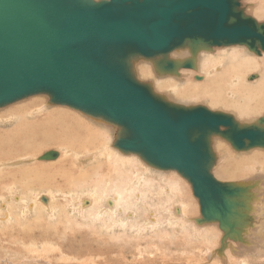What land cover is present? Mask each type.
<instances>
[{
    "label": "water",
    "instance_id": "1",
    "mask_svg": "<svg viewBox=\"0 0 264 264\" xmlns=\"http://www.w3.org/2000/svg\"><path fill=\"white\" fill-rule=\"evenodd\" d=\"M240 6V0H0V107L48 93L56 104L117 123L124 130L119 148L178 170L199 198L201 221L232 229L239 204L233 198L244 188L213 175L209 136H229L237 149L245 138L264 147V131L238 127L231 115L204 105L166 101L134 76L131 60L167 56L187 40L251 49L259 43L264 50V23ZM161 63L175 68L169 58Z\"/></svg>",
    "mask_w": 264,
    "mask_h": 264
},
{
    "label": "rangeland",
    "instance_id": "2",
    "mask_svg": "<svg viewBox=\"0 0 264 264\" xmlns=\"http://www.w3.org/2000/svg\"><path fill=\"white\" fill-rule=\"evenodd\" d=\"M249 1L250 0H240V8L246 11L257 21H262L261 23H264V12L262 13L263 15H260L258 17V15H256L249 9L251 6V2ZM262 2H264V0H253V7H257L258 5L259 9L264 11V3ZM228 47H234L237 49L243 48V50L244 48H248V51L253 56H256L260 59L264 58V52L258 54L255 51L253 52V50L249 49V47H247L246 45L244 46L243 44H234L226 46H210L208 47V49L201 47L196 50L197 52L193 51V56L189 58L185 57V60L177 62L173 55L178 50L186 48V46H181L174 49L167 55L169 59L175 60L177 62V69L167 70L162 67L160 68V71L167 75L160 74L159 69L155 66V58L152 59L138 56L131 60V66L134 75L139 81L149 84L157 95L163 97L167 101H172L178 103V105L188 107L204 105L210 110L212 109V111L217 110L220 112H230V114H233L238 120H240L239 122H241L242 125L249 126L252 123L254 124L258 118L264 116V111L260 114H257V116H255V118L251 120L244 119L240 115H237L238 112L234 108H225L221 106H217L218 109L212 108V106L208 104L207 99L206 102H184L181 100L176 101L173 96L172 87L170 88L172 93L169 90L162 91L160 88H158L156 84L157 82L152 79H160V81L158 82H161V79H163L165 76L168 77V75H170L171 79H169V76V78L163 79V82H171L173 84L176 83L174 84V87L177 90L183 88L184 92L186 88L192 86L197 82L203 83V81H207L213 78V76H211L210 74H207V77H205L203 75V70L196 69L197 64H195L196 67H186L185 64H187L188 62H191L193 64L195 61V56L207 52V50H210V52H212L213 54H217V52L225 50ZM151 66L153 67V71H151L153 73V77H151L152 75H150L149 73ZM176 71L178 72V74ZM254 73H258L259 77L249 79V76ZM198 75H201L202 79H197ZM240 78L241 84L236 85L235 88L242 89L245 93H249L251 97H249V95L242 94V92L232 93L233 95H231L233 97H231L234 98L233 100L241 106H247L256 109L257 107L255 106H258V103H256L254 100V97L256 95L261 94V101L264 102V64L263 68L261 67L253 69L250 72H247L244 77ZM164 80L167 81L165 82ZM176 81H178V84ZM259 81L262 84H258L260 83ZM208 83L210 85L211 81ZM253 84L256 85H254L251 90H246L248 86ZM228 85L230 86L232 84ZM48 95L49 94L40 93L28 96L4 107H0V113L5 110L12 111L15 108L27 105L32 101L35 102L38 99H42L45 101L47 100L49 101V104H51L50 107L46 111L42 112L43 114L41 113L36 117H29L31 121H35V119L37 118H44L52 110H65L82 116V118H86L88 125H90V123L92 122L91 120L99 119L97 121L100 122L99 126L102 128L100 130L102 131L101 133L105 134V137L101 136V138L98 139L96 143L92 142V148L98 146L99 144H104V142L106 141L112 143L116 137L115 134L119 137L120 127L116 124H112L113 122L110 123V121H108V123H105L107 122L105 121V119L97 117H95L96 119L94 117L92 118V116L90 115H85L88 113L73 109L70 105H60L52 102L50 103V95ZM191 99L192 98L190 97L188 100L190 101ZM18 120H21V118L17 114L0 117V128L4 129L3 127H12L18 122ZM257 122L256 124H259V122ZM213 136L214 138H218L227 143V149H225L226 152L228 149L231 150V154L237 152L236 157H241L243 154H250L252 152L260 153L263 155L259 158V160L257 159L256 162L253 161L252 163H250V168H245L247 170L246 174H244L245 176H240L237 178H225L223 176L221 177L217 173V170L222 164L223 157L213 146V151L216 155V162L212 169L213 175L218 178L220 176L219 179L223 181L231 180V182H235L236 184H249L250 186L248 192L251 194L253 193V195L251 197L252 199H250L251 194L248 193L249 195H247L248 198L246 197V199L248 202L249 200L250 202L252 201L251 205H255L254 207L256 208L254 209V211L259 213L253 212L252 214L251 211H249L250 209H247L248 207L243 209H241L240 207L239 209L245 210V213L247 212L248 214L249 212L251 215H253L252 217L254 218V221L255 219L259 220V217L257 216L261 214L260 212H263L262 214H264V210H262L264 209V147H251V149L246 148L237 150L234 146H232L231 142H229L220 134H214ZM47 137L48 134L46 130L42 133L41 136L26 138L23 142L24 145L34 146L40 144V146L37 145L32 147V151H29V149H25V151L19 154H15L12 158V161L20 160L29 156H33L32 158H38L42 153L51 149L60 152V159H58L59 157L56 158L58 160L53 159L48 161L35 159V161L28 160L29 162L27 161L26 163H19L18 165H12L6 162L0 169V264H264V255H260V253L264 252V248L259 247L258 244L252 246V244L257 242V240H253V237H256L253 233H250L251 238L249 239L250 241L247 242L245 241L246 239L243 240L244 235H241V240L238 238H228V240L226 239L227 242H225V238L222 237L223 232L217 222L200 221L203 216L201 215L199 201L193 194L191 183L185 177L180 175V173H178L176 170L160 171L162 173L156 171H145L144 164L147 163L140 158V155L135 153H133L135 159L132 160L131 163H127L124 157H122L123 162H121L116 155V163H113V161H110L109 159L110 154L108 152L106 156L101 157L100 159L88 160V158L84 156L85 149L78 150L75 153V150H72L71 147H69L74 141V137L63 136L65 138H59L58 142L52 144H49L47 142ZM67 148L71 149L72 153L70 155H62V153L64 154V149ZM79 155L85 158H79L78 161L77 158ZM64 158L73 159V163L74 165H76V171H74V173L72 172V174L75 176L82 172H88V169L91 168V166L97 165L99 162L106 163L104 164L106 169L105 171L98 169V172H96V170H93L92 173L96 175V177H94L96 183L95 181L92 182L88 180V182L83 185V182L79 183L80 181L78 180L73 185H68V183H65V181L60 180L59 182H57L53 180V182L45 177L41 182L35 181L34 183L32 182V184L30 182L26 183L25 181H23L17 174V172L22 168L37 166L41 164L45 166L54 165ZM87 160L88 162L86 163ZM7 163L9 166L7 165ZM5 164L7 166H5ZM131 168L135 169L133 174L130 175L131 177L135 178L137 173H141L144 171L145 175L148 174L146 176V180H148V178L150 179L148 183L139 186V189L145 192V197L136 201L134 197L135 194L131 196L129 192L125 193V196H128V200L131 199L130 201H128V203L130 204L129 206L134 212L133 213L132 211H129L131 213L129 214V217H127V213L123 211L120 213H106L98 216V211L105 206H108L105 199L106 197H111L113 195V190L111 188L115 184H119L120 179L118 178V174L122 172H128ZM52 171L53 169L51 168L46 172H43L49 174ZM68 171L69 173H71L70 170H67V172ZM170 172H172L176 176ZM126 174L128 175V173ZM173 176L176 178H173ZM107 179H109V182ZM7 180L9 181L8 183ZM97 182L100 183L97 184ZM176 184H179L180 192L178 193L177 191L172 192L171 188V186H175ZM165 187L170 189L168 190L169 193L165 191ZM1 188L3 189L1 190ZM94 188H96L95 193L92 190ZM58 189L63 190L61 192L68 193L66 195H68L70 199L63 196L65 193L62 195V193L55 191ZM49 190H54L53 192L57 195V200H54L53 203L51 202V206H54L53 208L56 209H53L54 211L50 212L44 211L45 209L40 208L46 207L47 209V205L49 203L45 204L41 201V199H39L40 195L49 193ZM89 195L93 196L95 199V203L93 205H91L92 202H90L91 200L89 198ZM81 197L82 200H90L88 203H84L83 201L82 204L85 208H83L80 204H75ZM257 198L263 204L258 203ZM33 202H35V205L33 207H29L28 205ZM133 202L134 206H131ZM182 202L184 203V205L182 204ZM179 204L184 206V209L186 208V219L184 216H181L182 213L179 214L178 210H175V207L177 208V206H180ZM6 207L10 212L11 217L10 219H4L5 221H3L2 219L5 218V215L4 217L1 215L5 212L4 210ZM246 217L248 218L247 215ZM188 218L197 219L190 223H186L185 220H187ZM198 219L199 221H197ZM155 221L156 223H154ZM254 221L252 219V221L250 220V223ZM254 223L255 225L253 227L257 225L256 222ZM35 224H52V227H55L57 225L53 231H56L57 229L58 231L60 230V232H58V238H29L25 240L9 238L8 233H13L15 229H28L29 225L33 226ZM140 227H143V229H141ZM37 233H39V231H37ZM16 235H18V233ZM247 243H250L251 245ZM255 251L258 254L255 253Z\"/></svg>",
    "mask_w": 264,
    "mask_h": 264
},
{
    "label": "bare ground",
    "instance_id": "3",
    "mask_svg": "<svg viewBox=\"0 0 264 264\" xmlns=\"http://www.w3.org/2000/svg\"><path fill=\"white\" fill-rule=\"evenodd\" d=\"M249 2H251V6H250L249 9L253 13L258 15V17L260 15H263L262 13L264 11L260 10L258 5H257V7L256 6L253 7V5H254V4H252L253 0H250ZM262 3H264V2H262ZM244 12H245V15L250 16L246 11H244ZM257 22L260 24L262 21L261 22L257 21ZM197 44H199V45L198 46L197 45L194 46V45H192L191 41H188V40L185 41V43L182 46L183 47L186 46V48L178 50L173 55L174 58L176 59V61L180 62L182 60H185L184 59L185 57L189 58V57L193 56V54H192L193 51L195 52L197 49H199L201 47H204L206 49H208V47H210L209 45H206V44H203V43H200V42H198ZM223 45L226 46L225 44H223ZM223 45H220V46H223ZM230 45H234V44H230ZM245 45L246 44H244V46ZM216 46H219V45H216ZM246 46L249 47L248 45H246ZM249 49H251V48L249 47ZM251 50H253V52L254 51L257 52L258 54H261V53L264 52V50L261 48L259 43H257L255 45V47L253 49H251ZM135 57H138V56H135ZM135 57H133V58H135ZM163 58H168V56L160 55L158 57H155V59H154L155 60L154 61L155 62V66L159 69V71H160V68L162 67L161 60ZM197 59H198V62H197ZM176 61H175V68L174 69H177V67H178ZM195 64H197V67L195 66ZM263 64H264V58L260 59V58H257L256 56H253L248 51V48L247 49L244 48V50H243V48L242 49H237V48H234V47H228L225 50L217 52V54H215V53L213 54L212 52H210V50H207V52H204L202 54H198V55L195 56V61L192 64L191 67L195 66L196 69L203 70L204 71L203 75L205 77H207V74H210L211 76H213L212 79L207 80L208 82L211 81L210 85H209V83L207 81H203V83L197 82V83L193 84L192 86L186 88V90L183 92V88L180 89V90H177L174 87L175 86L174 84H176V83L173 84L171 82H168V83H164L163 82V79L169 78L170 75H168V77L165 76L163 79H161L162 80L161 82H158V81H160V79H156V78H152V79L157 82L156 84H157L158 88H160L162 91L169 90L171 92L170 88L172 87L173 96L176 99V101L177 100H181V101H184V102L185 101L186 102H197V101H205L206 102V99H207L208 100V104L211 105L212 108L218 109L217 106H221V107H225V108H234L238 112L237 115H240L244 119L253 120L255 118V116H257V114H260V113H262L264 111V109H263L264 108V102L261 101V99H262L261 94L260 95H256L254 97L255 102L258 103V106H255V107H257L255 109V108H251V107H247V106H241L240 104L235 102L233 100L234 98H232L233 97L232 93L242 92V94L249 95V97H251L249 93H245L242 89L235 88V86L241 84V78L240 77H244V75L247 72H250L253 69H257V68H261V67L263 68ZM151 67H150L149 73H150V75H152L151 77H153V73L151 72V71H153V67H152V69H151ZM131 70H132V66H131ZM132 72H133V70H132ZM160 74L161 75H167V74H164L161 71H160ZM177 74H178V72H177ZM175 77H176V75H175ZM256 77H259L258 73H254V74L250 75L249 79H254ZM169 79H171V76H170ZM197 79H202V76L198 75ZM164 81L166 82L167 80H164ZM176 82L178 84V81H176ZM228 84H232V85L229 86ZM258 84H262V83L260 82ZM179 85H181V84H179ZM254 85H256V84L248 86L246 88V90H251L254 87ZM208 86H209V88H208ZM207 90H208V92H207ZM202 91H206V92H202ZM37 94H40V93H37ZM46 94H48V93H46ZM190 97L192 99L189 101L188 99ZM49 98H50V103H51L52 102L51 97L49 96ZM52 103H54V102H52ZM171 103L178 104V103H175V102H172V101H171ZM50 105L51 104H49V101L38 99L35 102L32 101L29 104L20 106L18 108H15L12 111L5 110V111L0 113V117H6V116L11 115V114H17L21 118V120H18V122L15 125H13L12 127H3L4 129L0 128V169L3 166V164L6 163V162H8L9 164H12V165H14V164L18 165L19 163H24V162L26 163L28 160H30V161L34 160L35 161V159H39V160H44V161L47 160L48 161V160H53V159H56L57 157H59L60 152H58L57 150H52L51 149V150H48V151L42 153L38 158H32L33 156H29V157H26V158H22L20 160L12 161V158H13V156L15 154H19V153L25 151V149H29V151L30 150L32 151V147L37 146V145L40 146V144H37V145H34V146L24 145L23 142H24V140L26 138L34 137V136H41L42 133L44 131H46V130H47V134H48L47 142L49 144L58 142L59 138H65L63 136L74 137L75 139H74V141L72 142V144L69 147H71L72 150H75V153L78 150H84L85 149L84 150L85 155L84 154L83 155L85 157H87L88 160L100 159L101 157L106 156V154H108V153L110 154L109 155V159H110V161H113V163H116V160H117L115 155L118 157V159L121 162H123L122 157L125 158L127 163L128 162L131 163V161L135 159L134 158L135 156L133 154L135 152L123 151L121 148L118 147L117 141L122 137V134H123L124 130L117 123L113 122L112 124H116V125H118L120 127L119 128L120 129L119 137L115 134L116 137H115V139L113 140L112 143H109V142L106 141V142H104V144H99L98 146L92 148L91 147V143L92 142L96 143L97 140L101 138V136L105 137V134L101 133L102 131L100 129H102V128L99 126L100 122L97 121L99 119L91 120L92 122L90 123V125H88L87 124L88 122H87L86 118H82V116H79L77 114H74L72 112L65 111V110H52L44 118H37V119H35V121H31V119H29V117H36L39 114H41L42 112L46 111L50 107ZM60 105H63V104H60ZM196 106H198V105H196ZM186 107H188V106H186ZM72 108L76 109V110H80V109H77L75 107H72ZM80 111H82V110H80ZM252 111H253V113H252ZM82 112H81V114H82ZM216 112H220V111L216 110ZM224 113H227V112H224ZM227 114L231 115V117L233 118L236 126H238V127L239 126L240 127H247L245 125H242L241 122H239L240 120H238L233 114H230V112L227 113ZM85 115H90V116H92V118L93 117L94 118L97 117V118L105 119L103 117L91 115L89 113L85 114ZM105 121H107L105 123H108L107 119H105ZM257 121L259 122V124H256ZM257 121L254 124L252 123L249 126H253L254 125V126L258 127L260 131H264V116L258 118ZM237 122L239 123V125H238ZM110 123H111V121H110ZM225 129L226 128L224 126L221 127V130H225ZM107 132H106V134H107ZM214 134H220L221 136H223L224 138H226L230 142L229 136L223 135L221 133H214ZM214 134L209 136V143H210V146H211V151H212L213 155L215 156L214 164L216 162V155H215V152L213 151V146L221 154V156L223 157L222 164L219 167V169L217 170V173L221 177L223 176L225 178H237V177H240V176H245L244 174H246V172H247V170L245 168L246 167L250 168V163H252L253 161L256 162L257 159L259 160V158L261 156H263L260 153L252 152L250 154H243L241 157H236V155H237L236 153L237 152H234V154H231L230 153L231 150H229V149L226 152L225 149H227V143H225L224 141H222V140H220L218 138H214V136H213ZM50 135H53V136H50ZM59 136H62V137H59ZM111 138H109V139H111ZM101 141H104V140H101ZM245 142H246L245 143V147L241 148L239 150L246 149V148L251 149V147L252 148L253 147H263V145L249 146V143H248L249 139H247V138H245ZM231 144H232V146H234L233 143H231ZM235 148L237 149V147H235ZM71 149H69V148L64 149V154L62 153V155H70L72 153ZM49 151H55L56 155H53L52 157H49V158H43L44 154L49 152ZM135 154L140 155L141 156L140 158L143 159V161H145L147 163V164H144L145 171H148V172H155L156 171V172L162 173L160 171H163V170H166V171L167 170H175V169H162V168L150 163L149 161H147L143 155H141L139 153H135ZM28 155H29V152H28ZM82 157L83 156L79 155L78 158H77L78 161H79V158H82ZM85 157H83V158H85ZM58 159H60V157ZM58 159H56V160H58ZM88 160L86 161V163L88 162ZM8 163H7V165H8ZM71 163H73V159L64 158L63 160L57 162L54 165H48L50 167L41 164V165H37V166H31V167L22 168L21 170H19L17 172V174L26 183L27 182H30V183L33 182L34 183L35 181L41 182L42 180H44L43 178L45 177V178H48V180H50V181H53V180H55L57 182H59L60 180L65 181V183H68V185H73L78 180V181H80L79 183L83 182L82 183V185H83L86 182H88V180H90L92 182L95 181L94 177H96V175H94V173H92L93 170H96V172H98L97 171L98 169L99 170H103V171H105V169H106V167L104 166V164H106V163L99 162L97 165L91 166V168L88 169V172H82V173H80V174L75 176V175L72 174V172L74 173V171H76V165H74V163L73 164H71ZM7 165L5 164V166H7ZM213 166H212L211 169H213ZM51 168L53 169V171L50 172L49 174L43 172V171L46 172L47 170H49ZM251 169H252V167H251ZM67 170H70L71 173H69V171L67 172ZM134 170L135 169L131 168L128 172H125V173L122 172V173L118 174V178L120 179L119 184H115L111 188L113 190V195L111 197H106V199H105L106 203L108 204V206H105L104 208L100 209L98 211V216L106 214V213H120V212L123 211V212H126L127 215H128L127 217H129V214H131L129 211H132V208H130V206H129L130 204L128 203V201H130L131 199L128 200V196L126 197L125 193L129 192V194H131V196L133 194H135L134 197H135L136 201H138V200H140V199L145 197V192L141 191L139 189V186H141L143 184L145 185L146 183H148V181L150 180L149 178H148V180H146L147 179L146 176L148 174L145 175V171H144V172H141V173H137L135 178H134V177L130 176L131 174H133ZM176 171L178 173H180L178 170H176ZM172 172H170V173H172ZM126 173H128V175ZM2 174H4V173H2ZM173 175H175V174H173ZM180 175L185 177L182 173H180ZM220 176H219V178H220ZM173 178H176V177L173 176ZM185 178L191 183V181L187 177H185ZM216 178L219 181H221V182H228L230 184H234L235 183V182L234 183L231 182V180H224L223 181V180L219 179L218 177H216ZM107 180L109 182V179H107ZM170 181H172V180H170ZM8 182L9 181L7 180V183ZM173 182H175V181H173ZM1 183H4V182H1ZM95 183H96V181H95ZM99 183L100 182H97V184H99ZM168 184H170V183H168ZM126 185H128V186H126ZM237 185L243 187L244 190L239 195H236L233 198L234 201H237L239 203L233 209V215H232V218H231V223L233 225V228L230 229L229 227H221V224L219 223V221H215V222H217L219 227L221 228V230L223 232V236L222 237L225 238V242H227L226 239L228 240V238H230V239H233V238L240 239L241 235H244L243 240L246 239L245 241L247 242V241H250L249 240L251 238L250 237L251 236L250 233H253L256 236V237H253L254 238L253 240H257V242L252 244V246L255 245V244H258L259 247L264 248V214H262L263 212H260L261 214L257 216V217H259V220L255 219V221H254V218L252 217L253 215H251L249 212L247 214V212L245 213V210H240L239 209L240 207H241V209L248 207L247 209L248 210L250 209L249 211H251L252 214H253V212L254 213L256 212V211H254V209H256L254 207L255 205L254 204H253L254 206L251 205L252 201L250 202V200H249V202H250L249 203L247 201V199H246L247 195L251 194V193L248 192V189H249L250 185L249 184L248 185L244 184L245 185L244 186L243 183H240V184L237 183ZM191 187H192V191H193L192 183H191ZM171 188H172V192H175V191H177V193L180 192L179 191V184H176L175 186H171ZM2 189L3 188H1V190ZM92 190H93L94 193L96 192V188H94ZM168 190H170V189L165 187V191H167V193H169ZM53 191L54 190H49V193L40 195L39 199H41V201L43 203H45V204L49 203L47 205V207H48L47 209H49V210H47L46 207H40L39 206L41 209L42 208L45 209L44 211L50 212V211H54L53 209H56V208H53L54 206H51V202L53 203L54 200L55 201L57 200V198H56L57 195ZM55 191L62 193V195L65 193L63 196H65V197L70 199V197H68V195H66L68 193L61 192L63 190L58 189V190H55ZM193 194H194V191H193ZM252 195H253V193L250 195V199H252L251 198ZM195 197H197V196L195 195ZM89 198H90L91 201L89 199H83L82 200V197H81V198H79L78 202H76L75 204L76 205L80 204V205H82L83 208H85L83 206V204H82L83 201H84V203H88L90 201V202H92L91 205H93L95 203L94 197L89 195ZM197 199L199 201L198 197H197ZM257 201H258V203H261V201H259L258 198H257ZM1 202H3V201H1ZM183 202H182V204L184 205ZM261 204H263V203H261ZM34 205H35V202L29 204L28 206L29 207H33ZM199 205H200V201H199ZM131 206H134V202H133V204ZM249 207H252V208H249ZM185 209H184V206H182V205L177 206V208L175 207V210H178L179 214L182 213L181 216H184V217H185V214H186L185 213ZM31 210H32V208H31ZM262 210H264V209H262ZM4 211L5 212L4 213L2 212L3 214L1 215L3 217L5 215V218H3V219L1 218L3 221L8 220L11 217L10 216V212L8 211L7 207L5 208ZM200 211H201V205H200ZM11 213H12V211H11ZM256 213H259V212H256ZM201 215H202V211H201ZM246 215L248 216V218L246 217ZM182 219H183V217H182ZM185 219H186V217H185ZM195 219H197V218H195ZM195 219L194 218L193 219L192 218H188L187 220H185V222L186 223H190V222L194 221ZM252 219H253L254 222L257 223V225L255 227H253L255 225L254 222L250 223V220L252 221ZM156 220H157V218H156ZM197 221H199V219ZM200 221H201V219H200ZM211 222H213V221H211ZM154 223H156V221ZM196 223H198V222H196ZM51 225L52 224H49V225H36L35 224L33 226L29 225L28 229H24V228L22 230L15 229V231L13 233H8V235H9V238L23 239V240L29 239V238H38V239L45 238L46 239L47 237L56 239V238H58V232H60V230L58 231V229H57L56 231H53L54 228H56L57 225L55 227H52ZM141 229H143V227ZM37 231H39V233H37ZM17 233H18V235H16ZM253 242H255V241H253ZM247 244H250V243H247ZM255 253H257V252L255 251ZM261 254L264 255V252L260 253V255ZM253 257H254V255H253Z\"/></svg>",
    "mask_w": 264,
    "mask_h": 264
},
{
    "label": "flooded vegetation",
    "instance_id": "4",
    "mask_svg": "<svg viewBox=\"0 0 264 264\" xmlns=\"http://www.w3.org/2000/svg\"><path fill=\"white\" fill-rule=\"evenodd\" d=\"M59 152V151H58Z\"/></svg>",
    "mask_w": 264,
    "mask_h": 264
}]
</instances>
